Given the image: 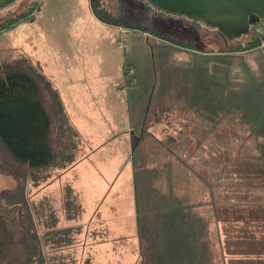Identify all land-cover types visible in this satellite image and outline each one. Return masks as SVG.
<instances>
[{
	"label": "crops",
	"instance_id": "0c3cea01",
	"mask_svg": "<svg viewBox=\"0 0 264 264\" xmlns=\"http://www.w3.org/2000/svg\"><path fill=\"white\" fill-rule=\"evenodd\" d=\"M88 10L86 24L80 21L74 23L76 40L81 41L89 35L87 38L91 42H97L98 32L111 31L107 54V65L111 67V73H105L102 64L97 73L99 57L93 75L88 76L89 86L82 85L83 75L91 66L90 49L84 51L86 60L82 66L85 73L79 68L80 62L79 65L73 60L70 62L76 68H69L65 76L68 80L73 72L76 79L71 81L75 86L69 88L65 102L70 119L83 139L82 154L85 155L70 169L54 176L42 193V197L49 196L51 186L57 182L59 190L61 185L69 184L77 192L84 208L81 219L72 223L61 219L64 226L76 224L85 228L81 232L82 236L79 235L78 243L73 246L77 250L76 260L79 261L82 256L90 264H241V259L249 264H258L259 260L263 261L264 255L260 253L239 254L237 251L241 241L236 238L230 239L234 249L232 246V253L228 254L225 241L233 235L228 231L234 228L247 223L264 224L263 219L254 216L250 219L249 214L261 212L264 218V84L261 86L254 80L260 77L256 75L258 71L264 72V50L256 48L245 53L211 55L239 60L231 61L235 68H240L239 73L233 76L199 73L203 68L196 69L195 61L187 56L189 59L186 61L190 60L188 62L192 64L191 71L184 75L168 76V82H185L182 87L185 96L181 93L180 100L170 104L167 120L159 119L163 111H166V107H163L164 99L154 100L155 92H152L148 108L152 106L156 111L151 118V132L147 129L149 112L134 121L129 116L125 127L115 124L116 128H112L115 130L110 131V124L106 123L112 119L114 106L101 95L109 94L113 99L120 66L116 39L121 28L99 22L93 15L90 0ZM89 22L93 25L91 28L87 25ZM44 33L41 36L46 39L48 35ZM64 47L73 58L80 51L78 45L72 49L66 45ZM41 52L44 58L48 56V48L43 47ZM241 56L249 58V63L245 59L242 65ZM48 60L53 61L52 52ZM48 62L45 63V72L53 80L55 76L59 77L61 70L53 67L51 70ZM245 62L250 70L248 77L252 84L247 89L241 85L245 82L241 76L242 67L247 68ZM128 77L124 81L125 109L131 115L132 106L141 103L131 93L136 87L126 86L129 83L137 86L135 77L130 72ZM107 79L111 85L101 86ZM230 81L234 83L228 85ZM95 99L99 102L101 99L102 106ZM108 106L111 109L109 111ZM227 113L237 115L238 122L229 124V128L235 130L234 133L222 127L223 124L227 126ZM238 114L245 118L242 122V116L240 118ZM173 118L184 122H180V125L185 132L175 127L174 133L167 135L170 141L166 142L167 139L162 138L160 133L163 123ZM189 121L194 123L192 127L187 125ZM238 128H245L247 133L238 134ZM181 133L184 135L177 139ZM259 140L263 145H258ZM195 143L200 146L197 152H186ZM158 145L168 149L165 156L173 177L178 176L179 168L187 169V175L192 177V185L186 187V190L193 188L194 197L191 196L192 191L187 192L177 185H167L160 177L157 164L150 159L153 157L152 152L158 153L160 159L163 150L158 147L154 151L149 150L150 146ZM170 146L174 148L171 150ZM198 162L201 163V175L193 170L194 163ZM59 207L61 209V203ZM241 211H246L242 219L238 218ZM212 229L215 232L213 239L209 234ZM227 229L228 234L225 232ZM86 230L88 232L82 242Z\"/></svg>",
	"mask_w": 264,
	"mask_h": 264
},
{
	"label": "rangeland",
	"instance_id": "374dc122",
	"mask_svg": "<svg viewBox=\"0 0 264 264\" xmlns=\"http://www.w3.org/2000/svg\"><path fill=\"white\" fill-rule=\"evenodd\" d=\"M31 4V0L17 1L14 5H12V8L10 10L0 12V21H4L12 16L14 17L15 15H19L20 13L28 11L32 6ZM104 4L107 9L113 14L121 13L122 16L126 19H129L132 24L134 23L137 26H141L145 30L144 32L141 30L124 31V29H120L119 35L116 39V44L119 47L118 50L120 53V66L118 67L119 71L116 78L117 82L115 83V92L113 95V99L110 98L109 94L101 95L102 97H105L108 103H111L114 106V110L111 111V117L113 121L112 119H109V123H106L110 124V131L115 130L112 129L116 128L115 124L121 128L125 127L127 125L129 116L131 117L132 121H134L138 116L143 117L149 112L150 119L148 120L149 124L147 129L149 132H151V118L155 115L156 111V109H154V107L152 106H149L148 108L151 94L152 92H155L153 97L154 100L163 98V107L166 108H169L170 104H175V102H178L180 100L181 93H183L185 96L184 88H182L185 85V82H168V76L171 74L184 75L189 73V71H191L192 69V64H189L188 61L190 60L186 61L188 57H190L191 60L195 61L196 69H199L201 67L203 68L202 70H199V73H209L211 75L226 74L227 76H233L236 72L239 73L240 68H235L234 64H232L231 62L232 60L239 62V60L229 58L227 56H225V58L212 57L211 55L219 56L221 54H209V52L234 51V49L241 45L240 41L236 40L232 43H228L225 40L224 42V40L222 39V35L219 36L218 32L209 30L210 28L197 26L189 19L176 18L167 14H156L154 10L149 9V7L144 3L143 0H105ZM35 7L37 8L34 13V17H32L30 20H26L25 22H21L13 29L4 31L0 34V57L8 61H14L17 57L19 58L21 56H24L29 58L36 67H39V69L42 68L44 73L47 75L45 76L48 77L52 82L53 88L59 93L61 100L67 110L65 95L69 93V88L75 86L73 85L74 82L71 81L76 79L74 77L75 73L73 72H71L68 76V80L66 78L67 76H65V73L69 72V68H72V70H75L76 68L70 65V62L73 60L77 65H79L80 62L81 66H79V68L82 73H85V68L84 66H82L86 60L84 51L90 49L91 53L89 60L91 61V66L88 68L86 74L83 75L82 85L85 84L86 86H89L88 76L93 75V71H95V65H97V59H99V57L100 65L97 68V73L99 74L101 64L105 69V73H111V67L107 65V54L109 52V37H111L112 34H110L111 31L108 30L104 32L105 34L102 32H98L96 40L97 42H91L87 38L89 37V35L84 36L81 41L76 40L77 33L75 32L74 23L80 21L86 24L87 16H89L88 0H38V5H36ZM66 25H68V27H66ZM87 25H89L90 28L93 26L90 22L87 23ZM151 30L159 32L164 36L166 35L167 37L174 39V41H188L189 39L194 38L196 39L198 45H200L201 50H183L181 46H177L175 44L176 42L173 44H169L159 36L154 35ZM43 33L46 36L48 35V39H45V37L41 36ZM33 37H35V40H33ZM43 38L45 39L44 42H42ZM123 40H126V42ZM242 40L244 41L245 37H242L241 41ZM213 43L216 45H213ZM262 44L264 45V38L262 39ZM64 45H66L68 49L75 48L78 45L80 47L78 55L73 58L70 53H67L63 49L65 48ZM43 47L48 48V56L46 58H44L41 52ZM51 52L53 55V61L48 62L49 56H51ZM127 52L128 54L126 55ZM191 53H193V57H195L194 59H192ZM241 57L242 65H244L243 60L245 61V59L247 63H249V58H246V56ZM247 57L249 56L247 55ZM47 62L50 65V69L53 67L55 69L61 70V74L59 75V77L55 76L52 80L49 73L45 72V63L47 64ZM128 63L132 64L130 73L134 75V81L137 86H135L134 83H129L126 86L127 88L136 87L135 90L131 91V93L138 97L139 104L141 103L140 105L132 106L130 111L131 115H128V113H126L127 103L125 99L126 90L124 85L127 79V76L125 75V66ZM247 63L245 62L246 65ZM53 68L51 70H53ZM248 68V65L247 68L243 66L241 71V76H243L242 78L245 79V82L241 83L243 89H247L248 85H252L250 82V78L248 77L250 73V70ZM257 74L260 75V77L257 78L259 81H257L256 78H254V80L256 84H260L262 86V84H264V72L258 71L256 75ZM130 78L131 76L128 77V79ZM77 80L80 79L78 78ZM254 80L253 84H255ZM233 83V81L227 82L228 85H232ZM100 85L103 87H109L111 85V82L107 79L103 84ZM119 86H121V88H119ZM258 88L260 89V87ZM176 94L179 95L178 98H176ZM95 100L96 102L100 103L99 105L102 106L101 99L100 102L97 99ZM109 110H111L110 106H108L107 108V111ZM238 116L241 118L242 115L238 114ZM182 118L184 119V117ZM242 119L244 120L245 118L242 116L240 122L243 121ZM169 120L163 123L162 132L160 133V136L162 138L164 137V139H167L166 142L170 141V138L167 137V135H172L174 133L173 129L175 127L176 129L177 127L181 129L184 128L182 127V125H180L181 121L179 119L173 118L172 120ZM225 121L227 123V126L223 124L222 127H225L227 132L234 133L235 130L233 128H229V124L233 125L234 122H238L237 115H234L233 113H227ZM181 123L184 124V122ZM191 124L193 125L194 123L191 121L187 125H189V127H192ZM238 130H240L237 131L238 134L239 132L242 134L247 133L245 128H238ZM183 132H185L184 129ZM183 135L184 133H181L177 139H181ZM196 145L197 144L195 143L194 145L189 146L186 152H197V148H199L200 146ZM258 145H263L261 140H259ZM157 147L163 150L162 156L159 159L158 153L152 152L153 157H151L150 161H153L157 164V172L161 174L160 177L163 178V181L167 185L172 184L181 186L183 190H186V187H191L192 177L189 174L187 175V169L179 168L178 176L173 177L168 160L165 156L168 149L162 145H158L156 147L150 146L149 150L154 151ZM173 148V146H170L171 150ZM179 154H181V151H179ZM187 166H190L189 163ZM193 170L197 172V175H199L200 173L202 174L201 163H194ZM9 173H11L13 176ZM15 174L16 173L11 172V170L7 168L3 169L0 166V191L2 192L4 197H6V202L8 204H11L13 202H20V200L25 199L24 211L27 208L29 210H32L30 212L34 214L33 217L37 221V231L39 232V234L43 232V228L36 219V207L37 213L40 215V218L43 217V214L47 215L51 212H54L57 216L60 215L64 217L62 210L59 207L60 203L62 206L61 196L59 192H62L63 185H61L59 190L58 182L55 183L53 186H51L52 188L49 192L50 195L43 196V198L42 193L43 190H45V188L47 187V183L42 185L39 189H32L31 187H29V183H27V180H23L20 177H17V175ZM194 181H196V177L194 178ZM198 183H200V181H198ZM196 188L197 185L195 186V189ZM186 191H192L193 193L191 194V196H195L193 188H188ZM45 197H49L48 204H51V210H48L47 206L42 205L44 202H46L45 199L47 198ZM261 214V212L258 214H254V218H263V214ZM45 217H43V219H45ZM26 223H29V220L27 218ZM73 225L77 227L76 224ZM242 227L248 228V226L244 225L240 226L238 229ZM253 228H255L254 224L252 225V229ZM213 229L209 232V234H211L212 236V239L215 233ZM84 230L85 228L83 229V231ZM87 232L88 231L86 230L85 235H83L82 242ZM77 237L79 239V236ZM45 249L47 251V248ZM50 250L51 249H49V252L46 254L47 257L51 254V252H54L53 255L57 254L60 257L64 253V259L68 263L70 261V263L73 264L72 260L74 259L73 261L75 262V264H90L88 263L89 261L87 259H82V256L79 258V261L76 260L77 250H74L73 247L65 251ZM213 261L214 263H216L215 259H213Z\"/></svg>",
	"mask_w": 264,
	"mask_h": 264
},
{
	"label": "trees",
	"instance_id": "16d2710c",
	"mask_svg": "<svg viewBox=\"0 0 264 264\" xmlns=\"http://www.w3.org/2000/svg\"><path fill=\"white\" fill-rule=\"evenodd\" d=\"M17 1L19 0H13L0 12L10 10ZM31 1L32 6L28 11L0 21V34L34 17L38 0ZM104 1L90 0L93 15L99 22L126 31L141 30L145 32L143 27L132 24L121 13L110 12ZM143 1L156 14L166 15V13L154 9L145 0ZM176 18H186L197 26L210 28L185 16ZM209 30L218 32L219 36L222 35L224 42L226 40L228 43L229 41L232 43L238 40L241 44L234 51H210L209 54L247 52L259 47L264 50L262 44L264 28L260 23L251 26L248 32L240 38L226 37L219 27ZM151 31L169 44L176 42L175 44L181 46L183 50H201L194 38L188 41H174L166 35ZM242 37H245L244 41H241ZM213 45L216 44L213 43ZM131 68V63L126 64L125 75L127 77ZM45 75L43 69L36 67L27 57H17L14 61L0 57V166L16 173L17 177L27 180L32 189H39L58 173L70 169L85 155L82 154L84 146L81 134L72 123L59 93ZM168 114L169 108H166L159 119L165 120ZM45 198H47L46 202L42 205L51 210V204H48L49 197ZM61 202L64 217L51 212L47 215L43 214V217L46 216L45 219L40 218L36 207V219L43 228V232L39 234L37 221L33 217L34 214L30 212L32 210L27 208L24 211L25 199L8 204L6 197L0 191V264H71L70 261L68 263L64 259V253L61 257L57 254L53 255L54 252H51L48 257L46 256L49 249H51L50 251H65L73 247L78 243L77 236L83 231L81 226L75 227L73 224L64 226L61 223L62 218L67 223L78 222L84 211L82 202L71 185L62 186ZM245 212L238 213V218H244ZM249 214L252 219L255 213ZM26 218L29 220L28 224ZM262 219L264 220V218ZM246 226L248 228L225 230L226 234L228 232L233 234L225 241L228 254L232 253L230 250L233 246L230 245L232 243L230 239L236 238L241 241L237 251L239 254L260 253L263 256L264 224H255V228L250 230L249 226L252 227V224L247 223ZM73 260L72 263L75 264ZM240 263L249 264L245 259H241ZM257 263L264 264V260H259Z\"/></svg>",
	"mask_w": 264,
	"mask_h": 264
},
{
	"label": "water",
	"instance_id": "95a60500",
	"mask_svg": "<svg viewBox=\"0 0 264 264\" xmlns=\"http://www.w3.org/2000/svg\"><path fill=\"white\" fill-rule=\"evenodd\" d=\"M13 0H0V11ZM154 9L187 17L210 28L219 27L228 38H240L260 23L264 28V0H145Z\"/></svg>",
	"mask_w": 264,
	"mask_h": 264
},
{
	"label": "bare ground",
	"instance_id": "6f19581e",
	"mask_svg": "<svg viewBox=\"0 0 264 264\" xmlns=\"http://www.w3.org/2000/svg\"><path fill=\"white\" fill-rule=\"evenodd\" d=\"M144 30V29H143ZM191 32V31H190ZM230 42V41H229ZM250 46V45H249ZM225 128V127H224ZM212 136V135H211ZM213 141V140H212ZM197 146V145H196ZM208 169V168H207ZM222 171V170H221ZM205 176H206V174H205ZM209 182H210V180H209ZM141 183V182H140ZM206 183V182H205ZM206 185H207V183H206ZM213 187V186H212ZM213 190V189H212ZM142 197H143V194H142ZM140 199V198H139ZM151 205V204H150ZM260 205V204H259ZM264 207V206H263ZM138 210V209H137ZM150 210V209H149ZM151 210H152V208H151ZM209 240V239H208ZM207 245H208V243H207Z\"/></svg>",
	"mask_w": 264,
	"mask_h": 264
},
{
	"label": "built area",
	"instance_id": "2783aa9c",
	"mask_svg": "<svg viewBox=\"0 0 264 264\" xmlns=\"http://www.w3.org/2000/svg\"><path fill=\"white\" fill-rule=\"evenodd\" d=\"M123 41H125L126 42V40H123ZM262 48V47H261Z\"/></svg>",
	"mask_w": 264,
	"mask_h": 264
}]
</instances>
